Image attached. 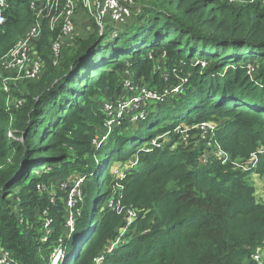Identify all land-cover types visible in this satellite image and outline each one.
Returning <instances> with one entry per match:
<instances>
[{"label":"trees","instance_id":"16d2710c","mask_svg":"<svg viewBox=\"0 0 264 264\" xmlns=\"http://www.w3.org/2000/svg\"><path fill=\"white\" fill-rule=\"evenodd\" d=\"M34 1H9L0 59L35 23ZM145 1L125 24L104 18L102 34L95 9L80 5L78 27L88 29L64 50L57 67L50 50L54 35L44 27L39 55L46 71L36 81L11 84L6 92L0 69V245L11 264H52L58 249L65 253L62 264H96L99 256L102 264H255L251 253L264 249V196L255 195L249 178L264 176L263 2ZM162 53L164 69L176 71L168 75L173 86L167 82L165 88H159L166 83L162 71L152 75ZM198 62L206 67L193 66ZM181 67L188 76L183 94L153 105L145 122L114 130L93 147L94 138L103 136V104L119 98L125 80L143 75L162 82L152 89H172ZM172 97L179 102L168 108ZM11 100L22 106L9 111ZM147 121L149 139L140 143L136 127ZM202 122L218 124L215 139L227 163L211 157L204 164V148L186 147L176 136L161 149L150 144L178 125ZM253 153L259 157L253 174L232 164ZM134 156L136 169L116 187L113 166ZM54 176L63 182L84 178L71 212L61 200L51 203ZM109 200H119V209L112 210ZM128 210L138 215L135 232L107 254ZM45 211L49 229L39 218Z\"/></svg>","mask_w":264,"mask_h":264},{"label":"built area","instance_id":"2783aa9c","mask_svg":"<svg viewBox=\"0 0 264 264\" xmlns=\"http://www.w3.org/2000/svg\"><path fill=\"white\" fill-rule=\"evenodd\" d=\"M10 0H0V27L6 22L5 13L10 8ZM231 3L237 0H229ZM264 5V0H262ZM134 4L135 0H96L95 6L89 0H38L29 4L30 9L35 15V23L25 33L23 38L17 42V44L0 59V69L4 74L2 76V86L4 91L10 92L11 84L17 85L26 81H36L46 71V63L39 55L40 39L43 35L44 27H48L50 32L54 35L51 40V57L54 66H59L60 61L63 58L64 50L75 41L76 36L79 35L78 16L81 10L80 5L84 9H95L97 14V22L102 24L104 18L110 17L111 20L118 25L125 24L127 21L133 18L137 13L135 12ZM127 20L124 23L120 21ZM56 66V67H57ZM162 67L158 66L157 70H161ZM169 80L168 75H164V81L167 83ZM185 82V80H184ZM128 92L124 93L123 99L115 104L104 103L103 112L105 114V125L103 129V136H97L92 141L93 145L100 148L110 138L114 130H123L128 124L137 125L140 122H145L149 116V109L153 105L163 104L170 96L183 93L182 86L179 85L172 89H165L159 91L149 88L140 83L135 82L132 78L124 81L123 86ZM11 107L20 108L22 101H10ZM198 128L202 138L210 139L208 145H210V152L204 154L201 160L204 164L208 163L211 157H215L222 161V163L228 162V155L223 147L216 141L215 132L217 125L212 122H202L197 124L195 128ZM155 147V145H154ZM262 153V152H258ZM258 153H253L249 160L238 162H232L235 166L239 167L243 172H251L258 166ZM230 162V161H229ZM137 164V163H136ZM135 164V165H136ZM135 165L123 167H116L113 169V177L115 179V186L121 188V183L127 178L129 169L134 168ZM84 182V178H75L70 180L69 183L63 182L61 188L67 193H70L72 198L80 197V187ZM123 188V187H122ZM40 190L41 188L38 187ZM115 202V204H114ZM120 201L113 200L110 202L109 207L112 210H118L117 204ZM135 214V216H133ZM138 218L137 212L134 210H128L125 214L124 227L120 236L113 242L111 246L106 248V253L111 254L114 249L121 245L123 242L122 237L128 228L132 227L136 219ZM51 220H48L45 225V229H49ZM70 226H73L72 220L69 222ZM49 233V232H48ZM65 253L60 249L59 259ZM251 259L255 264H264V249L258 248L251 253ZM12 256L9 252H6L0 264L13 263ZM59 261V263H61ZM104 256H99L96 260V264H102Z\"/></svg>","mask_w":264,"mask_h":264},{"label":"rangeland","instance_id":"374dc122","mask_svg":"<svg viewBox=\"0 0 264 264\" xmlns=\"http://www.w3.org/2000/svg\"><path fill=\"white\" fill-rule=\"evenodd\" d=\"M136 1V4H134V8H135V12L140 10L139 6L141 4H144V2H147L145 0H135ZM127 20H124V21H120V23H124L126 22ZM88 29V27L84 28V29H80L79 32H84ZM87 32L83 33V34H86ZM80 34V33H79ZM67 54H65L66 56ZM165 54L162 53L161 55H158L157 56V60L156 62L154 63V65L152 66V75L156 74V71L159 72V70H157V67L160 65L162 67V69L160 71H162V74H163V78H164V75H169V73H171L172 71L174 73H176V71H174L173 69L171 70H166L164 69L163 67V64L166 63V60H165ZM201 64V66L204 68L206 67V63H203V62H198V63H195L193 64V66H197ZM249 69L251 72H249V74H252V72L254 71L253 68H251L249 66ZM181 70H182V67H181ZM185 73V71L182 70V73ZM183 73V75H177L176 78L179 80V83L174 86V87H177L179 85L182 86V89H183V93L185 92L186 90V86L188 84V76H186L185 74ZM161 74V73H160ZM122 75L123 77H125L127 75V72H122ZM134 76H135V79L136 78V73H134ZM133 76V77H134ZM161 76V75H160ZM163 78L161 76V79L163 81ZM137 80H140V81H137L139 82L140 84L144 85V86H148L149 88H152V87H155L156 85H159V86H162V82L159 81V82H155L153 83L152 81H147L145 79V77L142 75L139 77V79ZM185 80V82H184ZM165 83V82H164ZM168 83L169 86H173V84L171 83L170 80H168ZM166 84L165 83L163 85V87H159V88H165L166 87ZM261 87V85H259ZM173 87V88H174ZM128 92L125 88L123 90V93L121 92L120 95H119V98L111 101L110 103L112 104H115L117 103L118 101L122 100L123 99V95L124 93ZM182 93V94H183ZM178 95H181V94H178ZM176 97H172L170 98L166 103V107L168 108H172L175 104H177L179 102V99H175ZM182 104H180L179 106H181ZM219 123V122H218ZM226 121H222L221 123H219V125H223L225 124ZM217 124V123H216ZM143 126L142 127H139L137 126L136 127V132L140 133L142 135V137L140 138V143H147V140L149 139V135H150V131H148V127L150 126V122L147 121V123L145 124H142ZM171 122H166L164 124V127H167V126H171ZM218 125V124H217ZM196 124L194 125H184V124H181V125H178L174 130H169L167 132H163V133H160L158 135V138L156 140H153L150 144L151 145H155V147L157 149H161L163 148L164 146L166 145H171L173 142H174V139L172 136H176L179 138V140L186 146V147H189V146H194V147H197V148H200V147H203L204 150L203 152L201 153V155L203 154H208L210 152L209 148H210V145H208V142H210V139H207V141H205V138H202L201 137V134L199 133V130L198 128L196 127ZM221 131V129H220ZM216 136V135H215ZM215 136H212V138H215ZM217 138H218V135H217ZM94 148H98L97 146L93 145ZM263 150V149H262ZM202 155V156H203ZM201 156V157H202ZM137 156H134L133 158H131L130 160L128 161H122V162H116V165L113 166V168L115 169L116 167H127V166H131V165H135L136 163L138 164V159L136 158ZM240 160H234V162H238L239 164L242 163V161H247L249 159H245V158H239ZM258 163H259V160H258ZM137 164L134 166V168H131L129 169V172L130 173L132 170L136 169L137 167ZM91 167H93V169L95 168V162L93 160H91ZM112 168V169H113ZM237 170H240L239 167H237ZM127 173V174H128ZM250 173H254V170H252ZM64 177L62 176H54L52 179H50L49 183H50V191H49V197L51 199V203H57L56 200H61V202H63L64 204L66 203L68 208H69V212L72 211V209L74 208V203L76 202V199L75 198H72L71 194L70 193H67L65 190H63L61 188V185L63 184V179ZM250 180H251V183L254 184V189H255V195H257V197H260V196H264V176L260 177L258 175H253L251 177H249ZM70 179L67 180L66 182L69 183ZM43 190L44 188L41 189V193H43ZM121 199L123 198V195L120 197ZM260 201H264L263 199L260 200ZM111 200L108 201V203L110 204ZM95 204V202L92 203V205ZM71 209V210H70ZM133 216H135V214H133ZM39 218H40V221L42 223L43 221V224L44 226L46 225V222L48 220H51L49 217H48V214H47V211L43 212L42 214L39 215ZM51 223H52V220H51ZM124 227V225H123ZM71 230V228H70ZM135 231H133L130 228L127 229V231L125 232L124 236L122 237V242H128L130 239L127 238V236H129L130 234H133ZM122 233V230H120L119 232V236L120 234ZM4 248L0 245V260L2 259L3 255L7 252V251H4L3 250ZM59 251L60 249L56 250L54 252V254L52 255L51 257V262L52 264H62L63 261H64V258L65 257V254L62 257V261H61V258L59 259ZM59 261H61L62 263H59Z\"/></svg>","mask_w":264,"mask_h":264},{"label":"water","instance_id":"95a60500","mask_svg":"<svg viewBox=\"0 0 264 264\" xmlns=\"http://www.w3.org/2000/svg\"><path fill=\"white\" fill-rule=\"evenodd\" d=\"M103 33V27H102V24L100 25V34ZM73 222V221H72Z\"/></svg>","mask_w":264,"mask_h":264},{"label":"clouds","instance_id":"9594fccd","mask_svg":"<svg viewBox=\"0 0 264 264\" xmlns=\"http://www.w3.org/2000/svg\"><path fill=\"white\" fill-rule=\"evenodd\" d=\"M134 223H135V222H134ZM133 225H134V224H133ZM122 229H123V228H122ZM122 229H121V230H122ZM119 232H120V231H119ZM118 237H119V234H118V236L115 238V240H116ZM123 243H125V242H123ZM123 243H122V244H123ZM122 244H121V245H122Z\"/></svg>","mask_w":264,"mask_h":264},{"label":"crops","instance_id":"0c3cea01","mask_svg":"<svg viewBox=\"0 0 264 264\" xmlns=\"http://www.w3.org/2000/svg\"><path fill=\"white\" fill-rule=\"evenodd\" d=\"M263 182H264V180H263ZM262 200V199H261ZM263 200H264V198H263Z\"/></svg>","mask_w":264,"mask_h":264}]
</instances>
